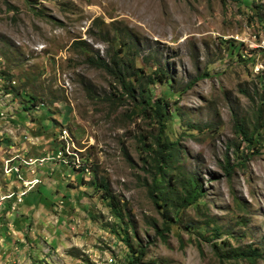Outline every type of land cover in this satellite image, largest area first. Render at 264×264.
Wrapping results in <instances>:
<instances>
[{"label": "rangeland", "instance_id": "rangeland-1", "mask_svg": "<svg viewBox=\"0 0 264 264\" xmlns=\"http://www.w3.org/2000/svg\"><path fill=\"white\" fill-rule=\"evenodd\" d=\"M127 32L155 99L158 64L172 79L164 129L87 62ZM263 42L264 0H0V264H127L141 247L147 264H220L224 241L264 253ZM158 136L179 144L172 173L205 192L166 242L144 186ZM94 179L126 203L124 224Z\"/></svg>", "mask_w": 264, "mask_h": 264}, {"label": "trees", "instance_id": "trees-1", "mask_svg": "<svg viewBox=\"0 0 264 264\" xmlns=\"http://www.w3.org/2000/svg\"><path fill=\"white\" fill-rule=\"evenodd\" d=\"M125 38L126 41H119L121 48L113 55L107 53L106 57L90 56L87 58V62L95 68L104 70L114 79L122 91L119 95L120 99L127 98L135 107L139 108L142 115L157 120L164 129L166 125L164 122L170 117L165 97L170 93L168 88L172 87V79L168 75V70L162 69L161 64H158L156 71H159L160 76L157 72L155 76H158L157 82L162 85L164 90L162 96L155 99L153 76L147 75L143 68L136 65V57L139 55V41L129 32L126 33ZM80 48L86 52L92 50L91 45L86 42L81 43ZM258 117L259 120L256 124L264 127V104L259 109ZM235 127L237 133L243 137L245 142H248V146L254 147L253 135L249 133L246 123L236 118ZM153 144L151 146L144 145L148 147L147 155L149 157L144 162L145 171L149 176L148 179H145L144 186L152 202L161 210L164 219L162 228L155 225L154 229L160 238L166 242V232L169 233L170 225L178 221L180 211L197 204L205 196V192L196 175L179 177L172 173L181 155L178 142H170L167 138L162 140V137L158 136L154 138ZM231 169L229 168V170ZM91 184L102 191L101 196L108 201L114 218L120 222V225L124 224L126 203H121L118 200L107 181L94 179ZM213 229L216 237L222 235L218 227ZM127 242L129 243L128 240ZM224 242L214 244V248L218 249L220 264H228L231 260H247L256 264L259 259L264 257L263 251L259 248L246 250L229 244L228 247H224ZM128 247L131 248L130 245ZM224 248L226 250H223ZM131 249L133 250V248ZM146 252L145 247L139 248L132 254L127 264H147L143 262Z\"/></svg>", "mask_w": 264, "mask_h": 264}, {"label": "bare ground", "instance_id": "bare-ground-1", "mask_svg": "<svg viewBox=\"0 0 264 264\" xmlns=\"http://www.w3.org/2000/svg\"><path fill=\"white\" fill-rule=\"evenodd\" d=\"M46 159V158H45ZM44 160V159H43ZM64 161V160H63ZM38 162V161H37ZM34 163V162H33ZM77 164V163H76ZM83 165V164H82ZM77 167V166H76ZM84 167V166H83ZM80 168V167H79ZM86 172V171H85ZM87 173V172H86Z\"/></svg>", "mask_w": 264, "mask_h": 264}, {"label": "built area", "instance_id": "built-area-1", "mask_svg": "<svg viewBox=\"0 0 264 264\" xmlns=\"http://www.w3.org/2000/svg\"><path fill=\"white\" fill-rule=\"evenodd\" d=\"M263 47H264V42H263Z\"/></svg>", "mask_w": 264, "mask_h": 264}]
</instances>
